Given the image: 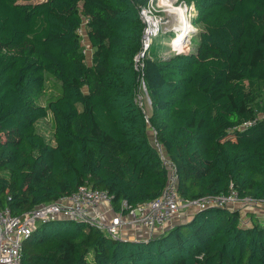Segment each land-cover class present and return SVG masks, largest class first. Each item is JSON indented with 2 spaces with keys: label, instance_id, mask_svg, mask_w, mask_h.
Instances as JSON below:
<instances>
[{
  "label": "trees",
  "instance_id": "obj_1",
  "mask_svg": "<svg viewBox=\"0 0 264 264\" xmlns=\"http://www.w3.org/2000/svg\"><path fill=\"white\" fill-rule=\"evenodd\" d=\"M185 1L201 25L195 47L137 61L150 0H0V209L24 215L87 185L125 213L163 193L160 148L182 198L236 190L264 201V120L230 132L254 115L242 78L264 79V0ZM48 73L62 94L43 105ZM49 112L53 142L37 130ZM244 213L207 207L148 240L53 220L25 242L21 264H264V218Z\"/></svg>",
  "mask_w": 264,
  "mask_h": 264
},
{
  "label": "built area",
  "instance_id": "obj_2",
  "mask_svg": "<svg viewBox=\"0 0 264 264\" xmlns=\"http://www.w3.org/2000/svg\"><path fill=\"white\" fill-rule=\"evenodd\" d=\"M147 5L142 6L140 11L146 22V27L143 36V49L137 55V61L147 54L154 31L149 28ZM88 22L89 18L84 17L78 28L84 52L87 54L85 40L88 44L90 43L87 33ZM182 42L183 40H179L178 43ZM262 120H264V112L254 113L251 117L233 125L230 132L243 131ZM160 153L163 165L168 169L167 183L163 193L158 198L134 207L124 204L127 207L125 213L114 210L111 202L113 196L109 191L87 185L80 186L69 196L39 204L24 215H13L9 208L0 209V264H21L24 244L38 226L58 219L92 223L114 239L127 240L129 239L126 233L128 230L146 228L153 231L158 228L167 231L175 224L174 221L180 212L191 211L193 213L211 206L241 209L244 212L253 210L264 218V201L252 197L241 198L236 190L227 194L204 196L192 200L182 198L178 192L176 168L163 153L162 148H160Z\"/></svg>",
  "mask_w": 264,
  "mask_h": 264
},
{
  "label": "rangeland",
  "instance_id": "obj_3",
  "mask_svg": "<svg viewBox=\"0 0 264 264\" xmlns=\"http://www.w3.org/2000/svg\"><path fill=\"white\" fill-rule=\"evenodd\" d=\"M169 1H171V5L168 4V0H151L146 7L147 12H145L147 15L156 18V20L158 19L156 29L149 27L150 30L154 31L151 35V44L147 50V56L164 57L178 52L179 50L184 51L195 47L191 42L192 36L196 35L197 37L201 31V25L193 21V17H195L197 13L195 3H188L185 0ZM182 29L183 34H181ZM180 34L182 37L178 38ZM186 35L188 36L185 37ZM176 38H178V40L175 41ZM183 39L184 41L182 43H178L179 40ZM85 46L88 52L86 61L91 63V58L95 49L90 43L88 44L86 40ZM242 80L247 86V106L251 113L264 112V79L251 80L249 78H242ZM61 94L62 82L54 74L48 73L46 76L45 90L39 96L38 102L45 105L49 101L58 98ZM137 99L145 111L150 112L149 95L143 82L139 86ZM37 130L47 141H54L55 121L51 112L38 121ZM187 212L191 213V211H185V213ZM242 213H244V211H242ZM174 223L176 224V222Z\"/></svg>",
  "mask_w": 264,
  "mask_h": 264
},
{
  "label": "crops",
  "instance_id": "obj_4",
  "mask_svg": "<svg viewBox=\"0 0 264 264\" xmlns=\"http://www.w3.org/2000/svg\"><path fill=\"white\" fill-rule=\"evenodd\" d=\"M194 214H195V212H193V213L181 212L178 214V216L176 217L174 222H176V224L186 222V221L190 220ZM259 217L261 219L263 218L261 215ZM164 232L165 231H162L161 229H158V228L154 229L153 231H149L146 228H137L134 230H132V229L128 230L126 233H127V236L129 237V239H131V240H138V239L139 240H148V239L160 236Z\"/></svg>",
  "mask_w": 264,
  "mask_h": 264
},
{
  "label": "bare ground",
  "instance_id": "obj_5",
  "mask_svg": "<svg viewBox=\"0 0 264 264\" xmlns=\"http://www.w3.org/2000/svg\"><path fill=\"white\" fill-rule=\"evenodd\" d=\"M168 4L171 5V4H172L171 1L168 0ZM181 12H182V11H181ZM148 21H149V27H150V28H154V29L157 28V22H158V19L156 20V18L150 16V17H148ZM189 25H191V24H189ZM191 26H192V25H191ZM181 32H182L181 34H183V29H182ZM186 32H187V31H186ZM181 34L178 36V38H179V37H182ZM187 36H188V35H186L185 37H187ZM178 38H176L175 41L178 40ZM183 41H184V39H183Z\"/></svg>",
  "mask_w": 264,
  "mask_h": 264
},
{
  "label": "water",
  "instance_id": "obj_6",
  "mask_svg": "<svg viewBox=\"0 0 264 264\" xmlns=\"http://www.w3.org/2000/svg\"><path fill=\"white\" fill-rule=\"evenodd\" d=\"M149 100H150V97H149ZM150 102H151V100H150Z\"/></svg>",
  "mask_w": 264,
  "mask_h": 264
}]
</instances>
